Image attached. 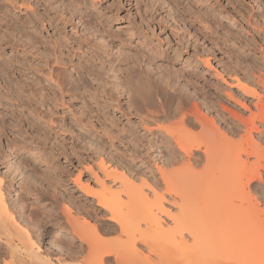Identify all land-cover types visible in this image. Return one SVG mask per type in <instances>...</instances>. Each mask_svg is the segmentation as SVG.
Instances as JSON below:
<instances>
[{"label": "bare ground", "instance_id": "1", "mask_svg": "<svg viewBox=\"0 0 264 264\" xmlns=\"http://www.w3.org/2000/svg\"><path fill=\"white\" fill-rule=\"evenodd\" d=\"M107 1L4 0L3 6L0 4V58L3 57V47L13 50L4 58L8 67L13 65L12 62L15 64L21 78L13 84L12 98L17 106L33 115L34 119L22 112L18 121H26L38 130L37 142L44 144L48 133L55 128L53 116L43 110L42 105H48L51 110L58 103L59 106L69 103L71 98L83 102L88 99L97 106L104 100L103 103L113 105L122 115L136 116L137 121H130L132 126L130 124L131 127L125 129L124 136L108 138L113 145V139L122 143L129 137L125 140L128 146L123 144L125 150L135 153L129 154V162L138 157L140 165L127 163L118 155L121 157L117 158L119 163L111 167L107 162L116 160L117 155L114 150L106 152L104 146H100L101 149L96 148L101 154L97 165L102 176L110 179L112 184L109 185L91 165L78 169L70 179L76 192L84 194L86 200L95 198L97 208L109 213L107 220L113 223L110 230H118V237L113 238V242L93 241L97 231L92 223L95 218L93 210L88 216H81L80 223L68 203L59 215L63 213L65 220H62L69 225L70 233L60 228L61 218L56 211L48 210L46 217L38 216V205L28 203L26 199L37 194L32 192L27 180L37 174L39 163L34 164L29 159V152L25 151L28 146L24 149L26 142L23 138L20 143L16 141L15 148L11 147V156L19 153L14 162H9L10 155L0 151V264H244L242 262L248 257L252 259L251 264H264V258L252 252L264 247V211L257 212L256 202L248 190L254 180L262 179L261 171H264V153L260 152L264 145L262 44L258 41L255 51L262 59L256 69L259 74L240 75L238 69L232 70L229 76L233 78L236 90L233 87L224 90L221 86L226 98L222 99L228 104L220 103L217 100L223 96L219 93L220 87L209 91L206 86L208 91H202L199 82L200 86H196L197 72L183 69V66L174 68L177 67L175 59H179L177 55L154 49L147 40L135 43L137 34L132 24L126 30L116 25L124 22L121 13L124 10L129 12L131 8L140 20L146 21L149 16L159 23L161 19L153 17L150 10L156 11L163 5L170 8L172 0H125L126 6L115 4V1L106 6ZM206 1L205 10H189L187 13L191 22L200 26H194V31L201 34L211 47L221 50L227 39L219 28L226 25L219 18L227 8L215 9L211 0ZM252 1L257 7H263L258 13L260 19L254 21V33L264 41V0ZM52 4H58L60 12L52 9ZM11 8L18 9V12L23 10L26 18L23 20L18 14L12 15ZM74 19H77L76 23H73ZM47 24L58 31V35L46 34ZM69 24L73 29L70 35L65 31ZM2 25L12 28L11 36L1 33ZM234 55L238 57L237 53ZM152 62L156 63L155 73ZM204 62L210 65L209 60ZM227 68L226 72H229ZM214 75L226 82L219 70H215ZM147 89L150 92H146ZM121 100H124V107ZM88 112L97 117L101 113L93 108ZM172 118H177V129L164 126ZM3 119L0 120V129L11 131ZM149 119L153 120L154 126L150 125ZM196 128L198 132L191 134L190 130ZM140 129L143 132H139ZM52 149L46 155L44 152L32 154L47 164L41 175L54 188L50 198L57 203L58 196L63 194L58 189L62 181L59 175L70 176L72 172L55 161L56 155L67 156L66 151L57 148L59 150L54 152ZM151 156L156 159L151 160ZM27 166H30V175H24L22 171ZM2 167L5 170L2 171ZM85 172L93 183L99 185V190H92L88 179L82 181ZM137 179L142 181L139 186L134 184ZM113 184L117 185L115 190ZM64 191L63 197L67 196L68 202L73 204V190L65 187ZM148 193L153 194L151 200ZM37 196L35 199H39ZM167 202L175 207V211L164 205ZM92 203V200L88 201L93 207ZM146 211L149 214L144 213ZM162 215L170 223L166 225L168 230L159 233L162 235L156 239L147 230L164 229L166 223ZM42 220L54 226L41 229ZM243 230L252 232H239V238H233L237 231ZM37 232L39 234L35 235ZM73 240L80 242L75 245ZM41 243H44V249ZM53 251L57 252V257L52 255Z\"/></svg>", "mask_w": 264, "mask_h": 264}, {"label": "rangeland", "instance_id": "2", "mask_svg": "<svg viewBox=\"0 0 264 264\" xmlns=\"http://www.w3.org/2000/svg\"><path fill=\"white\" fill-rule=\"evenodd\" d=\"M111 1L112 2L115 1V4L121 3V5H125V0H120L121 2L119 0H108L105 3L106 6H110L109 4L112 3ZM205 1L206 0H183V2H182V0H178V1L176 0V2H175L172 0L170 3V6H171L170 8L166 7V5H163V7L160 6L156 11L154 9L150 10V12L153 13V17L157 16L156 19H158V18L161 19V21H159V23L156 20H152L149 16H147L148 18L146 21L144 19L140 20V18L137 16L135 10L133 8H131V11H129V12L124 10L121 13V15H123V17L125 18L124 22L118 23L116 25H118V27H121L122 29L126 30L132 24L135 27V31L137 34L136 37L134 36V38H136L134 40L135 43H136V41L137 42H140V41L143 42L144 40H147V42L149 43V46L153 47L154 49H157V50H163L164 49L163 51L168 52L171 55H175V56L177 55L179 57V59H175L174 63H176L177 67H174V68L178 69L179 66H183L184 67L183 69L186 68V70L197 72L198 77L195 78V81L198 80V81H196V83L198 84V82H199V84L201 85L200 89L203 88L202 91H204V90L208 91V88H209V91H214V90H216L215 88L218 89L219 87L221 88V86L222 87L224 86L223 87L224 90L226 88H227L226 90H229L230 87H233V89L236 90V88H234V80L232 77L229 76L232 74V70L238 69L240 75H245L247 73L248 74L249 73L250 74H252V73L256 74L259 72V70H256V69L258 67H260L259 65L261 64L262 59L260 58L259 53L255 52V51L258 48L257 46L259 45L258 41L260 42V44H262L263 47H264V41L261 40L262 37L259 39L255 35V33H254L255 32L254 31V28H255L254 23L255 22L254 21L257 19L258 20L260 19L261 16L258 13L262 12L263 7H260V6L257 7L256 6L257 4L255 2H253L252 0H232L231 2L229 0L228 1L217 0L216 2H215V0H211V2L214 3L215 9L219 8L221 10H224L223 6H225V8H227L225 10L226 12H224L225 14H223L219 18L221 20V22L224 25H226L224 27L221 26L219 28H221L220 29L221 33H225V37L227 39L226 40L227 42L225 45H223L225 49L222 48L221 50H216L214 47H211L210 43L208 41H206L205 38L201 34H198V32L194 31V26L197 28H200V26L198 24H195L194 22H191V16H189L190 14L187 13L189 10H191V11H195V10L197 11L200 9L205 10L204 3L205 4L208 3L207 1L206 2ZM179 2H181V3H179ZM3 3H4V0H0V4L2 6H3ZM185 3H187V4H185ZM56 5H58V4H52V9H55V11H58L59 5L58 6H56ZM102 6L104 7V4ZM221 6H222V8H221ZM101 7L99 9H101ZM8 8H10V6H8ZM39 8H40V10H42V7H39ZM163 8H165V9H163ZM124 9H126V7ZM11 10H12V12H11L12 15H13V13H15V14L20 15L23 20H24V18H26L23 10H21V12H18V9H16V8L15 9L11 8ZM167 11H168V13H167ZM51 12H54V10L53 11L51 10ZM58 12H60V10ZM176 13L179 15H177ZM170 14H172V15L170 16ZM232 14L234 15L235 19L233 18ZM250 17H251V19H250ZM76 22H77V19H74L73 23H76ZM1 23H3V22L1 21ZM123 24L125 26H123ZM60 26H62V25L60 24ZM219 28H217V29H219ZM10 30H12V28L9 27L8 25L7 26L2 25V27H1V33L3 32V33H6V34L11 36L13 30L12 31H10ZM47 31L48 32L45 31L46 34L48 33L49 35L50 34L51 35H56V34L58 35V31L56 32V30H54V28H52L51 25L47 26ZM65 31H67L69 35L71 33H73L72 24L66 25ZM13 34H14V32H13ZM218 40L219 39L217 38V41ZM248 44H250V45H248ZM247 46H248V48H247ZM263 47L260 50H264ZM239 49H241V50H239ZM234 50H235V52H234ZM244 51H246V52H244ZM12 52H13V50L11 48L3 47V51H2L3 57H1L2 59L0 58V60H2V61H0V66H1L0 67L1 68L0 69V72H1L0 73V120L4 118L3 120H5L6 123L9 124L10 128L12 129L11 131H9L8 129L7 130L0 129V151L2 153L10 155L7 158L9 162L10 161H11V163L14 162V160L16 159V156L19 153L18 154L13 153V155L11 156V154H10L12 152L11 147L15 148L14 145L15 144L17 145L18 143H20L19 141L23 140V138H24L23 141L26 142L24 149L28 146L25 149V151L28 150V152L31 153V154L28 153L29 159L34 164L39 163L37 174L35 176H33V178L31 177V178H28V180H27V183L30 186V189L32 190V192L34 191L33 193H37V194L27 196V199H26L27 202L28 201H29L28 203L35 202L36 206L38 205L37 208H39V210H40L38 213L39 217H42L44 215L46 217V213L48 210H51V212H52V210H54L53 212L56 211L57 213L56 212L55 213L58 216H60V218H61V219H59V223H61V225H62L60 228H62V230L65 233H68V232L70 233L71 229H70L69 225H67V223L65 221H63V220H65L63 217V213H62V215H59V214H61L60 213L61 210H64V206L66 207L67 203H68L69 207H71V210H70L71 213L73 215H76V217L79 219L80 223H82L81 222V219H83L82 217L88 216L89 212L91 210H93L92 212H93V215H95V218L92 220V223H94V226L96 227V230H97L96 231L97 235H95L96 233L94 234V236H96V237L93 236V239L94 238H96V239H94L93 241H95V242L96 241L99 242L101 240L102 241L103 240L104 241H112V242L115 241L113 238L116 239L118 237V230H115V231L110 230L113 223L111 221L107 220L109 213L105 210L102 211V209H100L99 207L97 208V205L95 204L96 203L95 198L89 197V200H88V198L86 200L85 199L86 196L84 194H82L80 191L76 192V190H74V186L72 185V182L70 179L75 176L78 169L82 170V167H84L86 165H91L94 168V170L98 174H100V176L102 178H104L102 176L103 175L102 172L100 171V169L97 165V162L99 161V156L101 154L99 155L96 152V151H98L96 148H98L100 146H101V148L104 146L103 148L105 149L106 152H111L114 150V155H117L116 160L113 159V160H111L112 162L111 161L107 162L111 167H114L116 164L119 163L117 160L119 158H121L120 156H122V158L125 159L127 163H130L132 165L136 163L137 165H140V163L138 161V157L135 160H132L131 162H129V160H130L129 154H132L134 152H130L128 150H125L127 148L123 145V144H125V145L128 144L126 141L129 137L127 139H123L122 143L120 142V140L118 141V139H113V142H114L113 145H111L109 143L110 140L108 138L109 136L110 137H112V136H116V137L124 136L127 133L125 129H128L132 126V122L130 123V121H137L136 116L132 115V114L128 115L129 117L127 116V114L122 115V113L119 112V110L117 108H114L113 105H107V103H103L104 100H101L100 105L97 106L92 101H89L88 99H87V102H83L82 99H80V100L74 99L73 100L71 98V101H70L71 103L70 102L66 103L69 108H67L66 104H65L66 106L65 105L62 106V104H60V106H62V107H60L59 103H58V106H55L52 108L53 110L52 109L48 110V105L47 106L42 105L41 108L43 110H47L48 113L50 114V116L51 115L53 116L51 118H53V120L55 121L54 122L55 128L53 130H51L50 133H48L49 134L48 140H46L44 144L41 142H37L38 141L37 138L39 137L38 130L36 128H34L33 126L27 124L26 121H23V122L18 121L19 114L22 112L23 113L25 112V114L29 115L30 118H33V115L31 116V114H29L27 111H24V108H22L21 106H17L16 100L14 98H12V96L14 97V92L12 93V89L15 90L13 84L16 82L17 79H21L17 74L15 64L13 62L11 63V65L13 64L12 66L14 68L12 66L8 67V65L5 64L6 59H4V58L11 55ZM236 53L238 54V57H236L234 55ZM263 56H264V52H263ZM159 59H163V58H159ZM206 59L209 60L210 65H208L207 63L204 62ZM257 62H259V64ZM152 63H154V62H152ZM226 63L227 64L229 63V65H227ZM255 63H257L258 66L257 65L255 66ZM151 66H152L151 67L152 69H156V71L153 70L154 72L153 71L152 72L153 73L157 72V68H155L156 63H154ZM3 67H5V68H3ZM166 67L169 71H171V68H169V65H167ZM11 68H13V69H11ZM225 68H227V70L229 72H226ZM3 69H4V71H3ZM5 69H8L6 71L9 73H5L6 72ZM215 70H217V71L219 70L220 72H222V74L224 75V79H226V82H223L219 76L214 75ZM224 70H225V74H224ZM198 72H200L201 74L199 75ZM2 74H3V76H2ZM202 74H204V75L201 78ZM6 75L8 78L10 77V79H8L6 77ZM75 75H76V73H74V76ZM206 77H207V80H205ZM12 79H13V83H12ZM23 79L26 80L24 77H23ZM199 84L196 86L199 87L200 86ZM10 87H11V89H10ZM220 88H219V93H221V96L222 95L223 96L221 98L217 97V100H218V102L223 103V102H226L223 100L226 98H225L223 92H221V91H223V89L221 88L222 89L221 90ZM148 91L150 92V90L147 89L146 92H148ZM197 97H199L200 99L202 98V96H199V95H197ZM106 101L109 102V100H106ZM121 102H122V104H124V100H121ZM145 103L147 104L146 101H145ZM86 104H88V105H86ZM226 104H228V103L226 102ZM86 106H87V108H86ZM124 106H125V104L123 105V107ZM144 107H146V105ZM91 108L95 109L96 111L98 110L101 113L103 112V113L102 114L99 113V115H100L99 117L92 116L91 114H93V113L88 112V111H90ZM104 111H107V112L105 113ZM81 112H84L86 115L81 114ZM121 115H122V117H121ZM75 116H77V117H75ZM123 116H125V117H123ZM130 116L132 118L128 120V118H130ZM175 119H177V118H172L171 120H168L167 122L164 123L165 124L164 126H167V128L170 127V128L174 129L177 126L175 124L176 123ZM149 121H150L149 122L150 125L154 126V122L152 123L153 120L149 119ZM57 122L59 125L57 124ZM35 124H38V123H35ZM130 124H131V126H129ZM58 127L60 129H58ZM175 129H177V128H175ZM41 131H43V130H41ZM190 131H191L190 132L191 134H196L198 132V128H196L194 130L192 129ZM139 132H143L142 129H140ZM107 134H109V135H107ZM117 135H119V136H117ZM235 138H236L235 139V141H236L237 137H235ZM25 139H26V141H25ZM16 141L18 143H16ZM115 147L117 148V150L115 149ZM57 148H59L60 150H63L64 152L66 151V153L68 155L67 156H64L63 154L56 155V157H55L56 160L55 159L54 160L57 162V164L61 165L62 167L64 166L63 168H65V169L68 168L72 172V174L70 176H65L64 174L59 175V176H61L62 181H61V185L60 186L58 185L59 186L58 189H59V192L63 193V194L66 193L64 191L65 187H69V189H71V191L73 190V196L75 197L73 204L68 202V200H67L68 197L67 196L63 197V194L61 196H58L57 203L54 202L53 199L50 198L51 197L50 195L54 194L55 190L52 187V185L49 186V183L46 180H43V177L41 175L42 171L44 172V170H46L47 164L45 162H40L39 158L35 159L33 154H32V153L43 154V152H44V155H46L50 151V149H52V151L56 152V150H59ZM101 148H98V149H101ZM13 151H14V149H13ZM260 152L264 153V145L260 148ZM115 153H117V154H115ZM154 154L155 153H153V155ZM118 155H120V156H118ZM152 157L153 156H151V160L156 159V158H152ZM32 158H33V160H32ZM249 160H252V158H249ZM156 162H158V161L156 160ZM150 164H152V163H150ZM29 168H30V166H27V167H25V169L22 170L24 172V175H30L31 174L30 173L31 170ZM153 169H154V167H153ZM1 170L3 171V170H5V168L2 167ZM261 174H262V179L260 181L254 180L248 188V190L251 193V197L253 196L252 198H254V200L256 202V205L258 208L257 209L258 213H262L264 211V171H261ZM157 177H158V175H157ZM87 179H88V182L91 183L92 190H99V185L93 183L92 180H90V176L85 172V174L82 176V181L84 182ZM104 179L106 180V182L109 185L112 184L110 179H106V178H104ZM141 182H142L141 180L137 179L134 182V184L139 186L142 184ZM113 185H112L113 189L117 188V185H114V186ZM15 188H16V190H19V186L17 184H15ZM148 194H149L148 195L149 200H151L153 198V194H151V193H148ZM66 195H68V194H66ZM35 196L39 197V199H35ZM76 196L78 198H76ZM14 197H15V195L13 193L12 198L14 199ZM41 197H43V198H41ZM50 200H52V201H50ZM90 200L93 201V203H92L93 207L88 205V201H90ZM147 200H148V197H147ZM164 205L165 206L167 205V207L170 206L168 204V202L165 203ZM169 208H171V211H175V207L170 206ZM41 211H42V213H41ZM148 212L146 211L144 213L147 214ZM162 217H163V219H165V223H166L163 225L164 229L158 228V230L157 229H155V230L151 229V231L147 230V233L149 235L152 232L151 237H156L158 235H162L164 232H166V230H168V228H166V225H168L167 223H170V221H168L163 215H162ZM51 226H54V224L48 223L45 220L42 223L41 229H46V228L51 227ZM142 228H144V226H142ZM144 229L146 230V228H144ZM134 231L135 230H131V232H134ZM249 231L252 232V230L237 231L234 234L233 238L238 239L240 233L250 234ZM134 233H136V232H134ZM159 233H162V234H159ZM38 234H39V232L35 233V235H38ZM40 237L41 236L39 235V238ZM156 239H157V237H156ZM52 240L54 241V238H52ZM72 242L74 244L75 243L78 244L80 241L73 240ZM57 245H59V244H57ZM138 245L141 246L142 248H144V246H142L141 244H138ZM41 246L44 249V247H45L44 243H41ZM50 249L53 250V248H50ZM252 252L256 255H260L259 258L260 257H262L261 259L264 258V247L263 248L260 247V248H258L257 251L254 250ZM54 253L52 255L54 257H57L58 256L57 252H54ZM224 253H226V252H224ZM224 253H222V254H224ZM250 255H251V253H250ZM255 256H253V259L255 258ZM250 259L251 258L248 257V259L244 260V262H242V263L251 264L252 259L251 260ZM248 260H250L251 262ZM253 263L255 264V262H253Z\"/></svg>", "mask_w": 264, "mask_h": 264}]
</instances>
